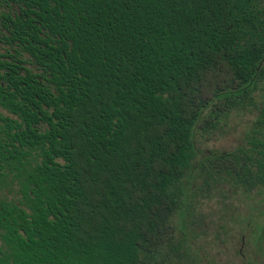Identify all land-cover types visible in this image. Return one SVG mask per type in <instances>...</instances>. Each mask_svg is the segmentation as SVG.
<instances>
[{"label":"trees","instance_id":"16d2710c","mask_svg":"<svg viewBox=\"0 0 264 264\" xmlns=\"http://www.w3.org/2000/svg\"><path fill=\"white\" fill-rule=\"evenodd\" d=\"M0 108V264H216L188 222L264 194V0H0Z\"/></svg>","mask_w":264,"mask_h":264},{"label":"rangeland","instance_id":"374dc122","mask_svg":"<svg viewBox=\"0 0 264 264\" xmlns=\"http://www.w3.org/2000/svg\"><path fill=\"white\" fill-rule=\"evenodd\" d=\"M253 116L246 109L233 113L218 128L197 134V148L202 152L233 149L244 141ZM198 187L188 225L195 231L201 255L216 264H264V244L259 241L264 194L246 196L228 184L208 189L202 181Z\"/></svg>","mask_w":264,"mask_h":264}]
</instances>
